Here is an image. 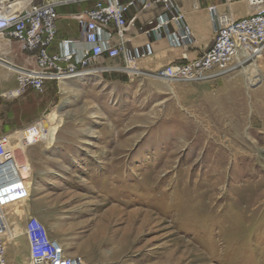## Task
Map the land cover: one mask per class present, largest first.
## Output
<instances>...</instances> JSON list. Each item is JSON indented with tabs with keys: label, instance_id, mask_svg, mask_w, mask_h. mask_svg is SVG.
Here are the masks:
<instances>
[{
	"label": "rangeland",
	"instance_id": "obj_1",
	"mask_svg": "<svg viewBox=\"0 0 264 264\" xmlns=\"http://www.w3.org/2000/svg\"><path fill=\"white\" fill-rule=\"evenodd\" d=\"M85 8H59L58 24ZM0 58L34 68L1 36ZM138 71L7 97L18 73L0 65V146L26 147L23 128L38 126L31 198L7 210L21 230L9 264H30L31 215L88 264H264V52L199 82Z\"/></svg>",
	"mask_w": 264,
	"mask_h": 264
},
{
	"label": "built area",
	"instance_id": "obj_2",
	"mask_svg": "<svg viewBox=\"0 0 264 264\" xmlns=\"http://www.w3.org/2000/svg\"><path fill=\"white\" fill-rule=\"evenodd\" d=\"M20 2L0 0V36L17 42L34 64V68L22 67L18 73L19 90H42L52 82L126 71L138 59L152 55L151 43L142 47L127 45L126 31L131 23L127 12L132 7L157 8L147 30L156 38L167 37L176 47L194 40L177 0H30L19 5ZM247 3L250 12L242 18L231 13L217 15L215 7H210L215 24L211 46L193 59L183 53L180 61L159 68L154 75L169 81H205L237 70L261 56L264 0ZM69 5H87L75 13L79 35L58 38V9ZM119 57L123 63L113 64L112 60ZM34 131H38L36 123L25 127L26 133ZM24 144L32 146L29 141ZM32 174V165L20 149L0 151V264H9L7 247L16 239L11 233L7 210L30 200ZM24 233L30 264H88L80 256L69 255L37 216L31 215L26 220Z\"/></svg>",
	"mask_w": 264,
	"mask_h": 264
},
{
	"label": "crops",
	"instance_id": "obj_3",
	"mask_svg": "<svg viewBox=\"0 0 264 264\" xmlns=\"http://www.w3.org/2000/svg\"><path fill=\"white\" fill-rule=\"evenodd\" d=\"M123 1L126 2L128 0ZM177 1L179 2L185 13L187 25L189 26L194 36V40L192 43H187L180 47L171 45L170 40L167 37L156 38L153 34L147 32V30L150 29L149 20L157 14V8L152 7L147 10H138L137 8L132 7L127 12V19L131 21L129 28L126 31V39L128 40L127 45L129 47H142L146 43H151L153 47L152 55L138 59L136 61L137 66L133 65V67H130L134 71H138L141 68L143 70L155 72L159 68L166 66L172 62L180 61L183 53H187L190 59L196 58L204 53L211 46L214 38L215 24L212 19L210 7H215V12L217 15L231 13L235 18L245 17L250 12L247 0H244L246 3V9L239 11H235L234 9V3L238 0ZM79 6L82 7L84 5ZM64 17L65 23L60 22L59 25V21H57L58 38H76L79 35V26L75 17V13L64 14ZM59 32L62 33V36L59 35ZM23 54L27 55V59L28 56H30L25 52H23ZM3 60L9 62L5 59ZM112 63L122 64L123 60L121 57H119L112 60ZM11 229L17 232V235L15 237H18L21 234V230L16 224H14V227H11ZM10 244L11 243H9L8 246ZM26 249L28 250V241H26ZM75 256L80 255L76 254ZM10 258H12L11 255Z\"/></svg>",
	"mask_w": 264,
	"mask_h": 264
},
{
	"label": "bare ground",
	"instance_id": "obj_4",
	"mask_svg": "<svg viewBox=\"0 0 264 264\" xmlns=\"http://www.w3.org/2000/svg\"><path fill=\"white\" fill-rule=\"evenodd\" d=\"M30 0H21V2L20 3H22V4H25V3H28ZM21 4V5H22ZM20 5V4H19ZM0 65H2V66H4V67H6L7 69H9V70H11V71H15V72H17V73H20L21 71H22V68L21 67H16L15 65H13L12 63H8V62H6V61H4L2 58H0ZM246 68V67H245ZM126 71H128L129 73H132V74H136V73H138V71L137 70H133V69H131V68H129V69H127ZM20 93V90L18 89V90H12V91H10V92H6V93H4L3 95L4 96H7V97H14V96H16V95H18ZM24 129V135H25V140H26V142L27 141H29L30 142V144H34L35 142H36V140H37V138H35V139H30V134L29 133H26L25 132V128H23ZM28 146H26V147H21V148H18V149H20L21 150V152L23 153V154H25V156H26V159H28V157H27V150H28ZM2 150H4L1 146H0V151H2ZM7 220H8V218H7Z\"/></svg>",
	"mask_w": 264,
	"mask_h": 264
}]
</instances>
